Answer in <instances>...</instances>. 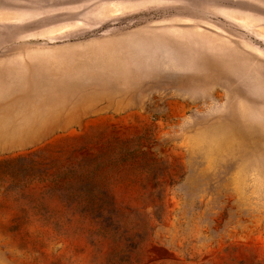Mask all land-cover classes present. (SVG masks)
Returning <instances> with one entry per match:
<instances>
[{
    "label": "rangeland",
    "instance_id": "374dc122",
    "mask_svg": "<svg viewBox=\"0 0 264 264\" xmlns=\"http://www.w3.org/2000/svg\"><path fill=\"white\" fill-rule=\"evenodd\" d=\"M0 264H264V0H0Z\"/></svg>",
    "mask_w": 264,
    "mask_h": 264
}]
</instances>
